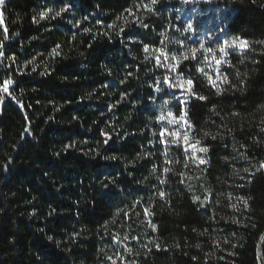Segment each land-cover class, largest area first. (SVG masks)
I'll return each mask as SVG.
<instances>
[{"label": "trees", "instance_id": "trees-1", "mask_svg": "<svg viewBox=\"0 0 264 264\" xmlns=\"http://www.w3.org/2000/svg\"><path fill=\"white\" fill-rule=\"evenodd\" d=\"M149 4L1 6L0 264H261L264 0Z\"/></svg>", "mask_w": 264, "mask_h": 264}, {"label": "snow or ice", "instance_id": "snow-or-ice-1", "mask_svg": "<svg viewBox=\"0 0 264 264\" xmlns=\"http://www.w3.org/2000/svg\"><path fill=\"white\" fill-rule=\"evenodd\" d=\"M156 2H157V0H151V4L148 5L149 10H151V6H152V4H155ZM4 3H5V0H0V6H3ZM182 3H184V4H188V3H189V0H182ZM51 11H52V9H48L47 11H44V12H48V13H50ZM63 11H67V9H61L60 11H57V12L55 13V16H53L52 18L55 19L56 16H60V15H61V12H63ZM44 12H41V13H40L39 19H44V18H45V16H43V13H44ZM46 17H48V15H47ZM36 22H38V21H36ZM74 26H75V25H74ZM176 30H177V31H183L185 34H187V33H191V32L193 31V25H192V24H188V25H187L186 27H184L183 29L177 28ZM5 31H6V29H5ZM162 35L164 36V39L167 40V35H166V33H162ZM4 37H6V36H4ZM4 37H3V38H4ZM33 39H36V37H33ZM73 39H75V37H73ZM3 40L5 41V39H3ZM177 43H178V44H181V46L183 47V43H182V42L178 41ZM246 46H247V45H246V42H243V41L241 42V44L237 45V47H246ZM59 47H60V46L57 45L56 48L53 49V53H52V54H54V55H59L60 53L57 51V49H58ZM200 49H203V45L200 46ZM200 49H195V48L190 49L188 52H186V53L182 56L181 59H182V60H188V59H190V58H193V59H194V58H195V55H196V52L199 51ZM144 50L147 52V51H148V48L145 47ZM203 50L208 51V52H211V51H212L211 48L203 49ZM221 51H223V49H221ZM161 55H164V53H163L162 50H161ZM2 56H4L3 43L0 42V57H2ZM213 58H214V57H213ZM9 59H12L13 63H15V58H14V57H10ZM171 59H173V60H177V63H176V64H168V68L170 69L171 72H176V69H177L178 64H179V60L177 59V57H174V56L171 57ZM165 60H167V57H165ZM220 62H221L220 60H217V61H216L217 64H219ZM29 63H34V61H29ZM158 63H160L159 60H158ZM208 66H209V65H205V67H208ZM32 70L35 71V68H33ZM198 71L203 72L204 69H203V68H199ZM45 74H46L45 72H42V73H41V75H45ZM205 75H207V74H205ZM219 78H220V77L218 76L217 79H219ZM226 78H227V76H223V81H224V82H226ZM172 79H173V82H172L171 84H169V77L165 76V78H164V83H165V84H168V86H169L170 88L176 87V86H178V85H179L180 87H183V84H182V83H179L181 80H183L182 75L175 76V77L172 78ZM208 79H209V81L212 80V78H211L210 76L208 77ZM13 83H14V81H13L12 79H7V80H5V81H4V84H3V91H4V92H8V91H9V87H8V86L11 85V84H13ZM186 83H187V85H188V90H189V92L191 93V87H192V83H193V82H192L191 79H187V80H186ZM105 87H107V85H105ZM161 90H162V89L159 88V87L156 88V91H157V92H160ZM33 91H35V89H33ZM219 93H220V89L217 88V94H219ZM191 94H192V95H195V93H191ZM182 95H183V93H182ZM197 99L203 101V100L206 99V97H204V96L201 95V96H198ZM0 102H2V97H0ZM181 102H182V103H187L186 100H185V101H181ZM57 111H59V109H57ZM169 115H171L170 112H169ZM158 119L162 121V120L165 119V117H164V116H160ZM180 119H181V120H185V117L182 115V116L180 117ZM173 120L176 121L175 118H173ZM176 122H177V121H176ZM185 123H187L188 126H189V128H191V123H190V121H186V120H185ZM25 131H28V130L25 129ZM262 131H264V129H262ZM30 134H31V133L29 132V135H30ZM155 135H156V133L153 132V136H155ZM161 135L163 136L164 133L161 132ZM172 135H173V133H172ZM206 135H207V134H206ZM108 139H111V137H108V138L104 141V143H107V140H108ZM188 139H189V135H188V133H185L183 140H184L185 142H187ZM213 139H214V137H213ZM173 143H175V142L173 141ZM196 144H199V141H196ZM67 147H69V146H66L65 150H67ZM192 150H193V151H196L197 149L193 146V149H192ZM198 150H199L200 152H203V153H207V152L209 151V149L206 148V147H201V148H199ZM98 154H99V153H98ZM104 159H106V160H116V159H117V156H115V155H112V156H107V155H105V156H104ZM136 159H137V160H138V159H141V157H140V156H137ZM245 159H247V157H245ZM204 162H205V161H204L203 159H201L200 163H204ZM131 163L134 164L135 162L133 161V162H131ZM260 168H264V164L260 165ZM260 168H256V171H259ZM151 171H152V173H156L157 169H156L155 167H153ZM168 171H170V169H168L167 167H165V168H164V172L167 173ZM244 171H245V172H249V168H245ZM251 174H254V173H251ZM241 178L243 179L244 177H241ZM105 179H108V177H105ZM109 183H114V180H109ZM160 183H161V184L166 183V180H165V179H160ZM101 184H102L104 187H107V184L104 183V180H101ZM158 195L163 199V197L165 196V192H164V191H160V192L158 193ZM240 199H241L242 202H243V206H244L245 208H247V207H248V200H247V199H244L243 197H240ZM136 203H139V201H136ZM232 207H233L234 209L237 208V206H236L235 204L232 205ZM145 214H146V215H151V213H150V211H149L148 209H145ZM233 222H234V223H237V221L235 220V218H233ZM150 227L152 228L153 231L156 230V226H155L154 224H151V223H150ZM49 239H51V237H49ZM117 239H118V238H117ZM125 239H127V237H125ZM225 242H226V241H225ZM196 247L199 248L200 246L197 245ZM129 251H131V249H129Z\"/></svg>", "mask_w": 264, "mask_h": 264}, {"label": "water", "instance_id": "water-1", "mask_svg": "<svg viewBox=\"0 0 264 264\" xmlns=\"http://www.w3.org/2000/svg\"><path fill=\"white\" fill-rule=\"evenodd\" d=\"M263 253H264V238L261 240L258 248V259L261 264H264Z\"/></svg>", "mask_w": 264, "mask_h": 264}, {"label": "rangeland", "instance_id": "rangeland-1", "mask_svg": "<svg viewBox=\"0 0 264 264\" xmlns=\"http://www.w3.org/2000/svg\"><path fill=\"white\" fill-rule=\"evenodd\" d=\"M3 23H2V14H1V6H0V29H2Z\"/></svg>", "mask_w": 264, "mask_h": 264}, {"label": "clouds", "instance_id": "clouds-1", "mask_svg": "<svg viewBox=\"0 0 264 264\" xmlns=\"http://www.w3.org/2000/svg\"><path fill=\"white\" fill-rule=\"evenodd\" d=\"M47 15H49V13H48V12H44V13H43V16H45V17H46ZM5 39H7V37H5Z\"/></svg>", "mask_w": 264, "mask_h": 264}]
</instances>
